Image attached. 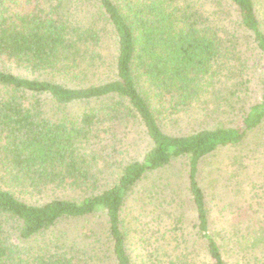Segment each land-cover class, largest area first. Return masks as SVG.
<instances>
[{"label":"trees","instance_id":"1","mask_svg":"<svg viewBox=\"0 0 264 264\" xmlns=\"http://www.w3.org/2000/svg\"><path fill=\"white\" fill-rule=\"evenodd\" d=\"M254 56L264 0H0V264H264V205L211 230L201 176L264 129V79L223 120Z\"/></svg>","mask_w":264,"mask_h":264},{"label":"rangeland","instance_id":"2","mask_svg":"<svg viewBox=\"0 0 264 264\" xmlns=\"http://www.w3.org/2000/svg\"><path fill=\"white\" fill-rule=\"evenodd\" d=\"M248 75L250 82L247 84V88L238 94L237 102L232 104L233 109L229 110V113L223 118L225 123L234 121L239 124L249 106L260 101V83L264 79V59L257 56L251 58ZM174 131L172 128H165L167 133H174ZM144 141L141 133L133 129L129 137V144L133 152L144 147ZM253 141L259 143L258 148L251 144ZM247 153V157L244 158ZM202 170L201 176H205L209 185L206 190V200L210 228L222 232L228 237L231 233L230 230L232 231L231 225L234 224L238 209H241L239 211L240 218V215L247 212V207L256 208L259 203L258 208L264 205V129L249 136L248 140L240 147L216 152L203 164ZM163 173L165 175L162 179L168 177L169 181H173V187L177 188L178 193V196H175L177 205L170 206L168 214L174 216L183 212L186 214L184 216L186 222L183 224L185 226L190 224L191 227L193 223L191 206L185 193L182 174H179L178 168L166 170ZM114 178L113 174L109 172H105L99 177L100 183L103 185L109 184ZM181 202L184 209H179ZM65 227H69V225ZM255 253L260 259V253L263 252ZM226 261L227 264H237V259L232 255L226 256Z\"/></svg>","mask_w":264,"mask_h":264}]
</instances>
